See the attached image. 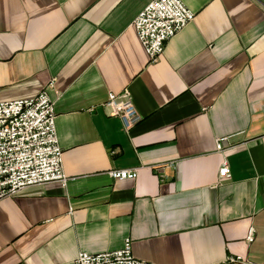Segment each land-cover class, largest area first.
<instances>
[{
    "label": "crops",
    "instance_id": "obj_1",
    "mask_svg": "<svg viewBox=\"0 0 264 264\" xmlns=\"http://www.w3.org/2000/svg\"><path fill=\"white\" fill-rule=\"evenodd\" d=\"M151 1L0 0V102L48 89L71 177L0 200V264H73L127 238L155 264L264 263V0H183L195 17L155 61L132 25ZM126 89L130 129L104 105Z\"/></svg>",
    "mask_w": 264,
    "mask_h": 264
},
{
    "label": "built area",
    "instance_id": "obj_2",
    "mask_svg": "<svg viewBox=\"0 0 264 264\" xmlns=\"http://www.w3.org/2000/svg\"><path fill=\"white\" fill-rule=\"evenodd\" d=\"M195 17V12L183 0H152L135 17L138 39L152 61L165 50L167 41ZM48 87H55V79ZM108 113L121 119L130 129L142 119L128 89L110 92L104 103ZM227 138H219L217 149H227ZM175 167V162L165 163ZM140 167L118 168L109 171L114 179H136ZM221 177H230L231 170L224 157ZM71 177L64 170V152L60 145L55 100L47 88L34 97L0 102V200L15 196L20 191L37 185L58 182L67 187ZM255 229L249 231L248 240H254ZM241 256L229 257L240 262ZM73 264H155L133 254L132 239L127 238L122 248L91 253L81 251ZM264 264V263H260Z\"/></svg>",
    "mask_w": 264,
    "mask_h": 264
}]
</instances>
